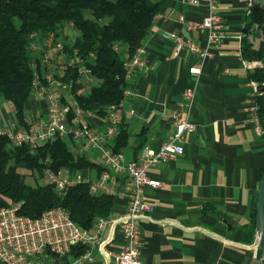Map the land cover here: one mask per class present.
Here are the masks:
<instances>
[{"label":"crops","instance_id":"crops-1","mask_svg":"<svg viewBox=\"0 0 264 264\" xmlns=\"http://www.w3.org/2000/svg\"><path fill=\"white\" fill-rule=\"evenodd\" d=\"M215 4L223 35L208 43L207 30L187 25L202 20L205 0L162 1L139 47L141 65L128 79L132 93L124 100L123 120L110 141L113 148L120 142L118 149L126 161L137 158L145 147L157 148L173 133L167 116L179 105L195 126L185 135L177 158L148 170L161 186L145 187L154 210L151 219L140 224V264H262L251 233V212L264 167V135L251 117L249 82L254 68L246 66L249 59L243 51L250 12L247 0H215ZM64 29L72 40V26ZM171 33L207 48L209 55L201 58L188 48H177L168 37ZM188 90L192 96L186 95ZM44 106V101L31 98L25 117L45 119ZM103 115L91 114L90 124L102 127ZM16 125L15 119L8 129ZM88 158L96 166L80 171L94 179L101 162L96 153ZM118 189L109 218L125 212L132 184L121 180ZM110 233L108 257L94 246L92 259L80 264L113 261L125 239L118 226L107 227L102 237ZM76 258L69 253L54 264H79Z\"/></svg>","mask_w":264,"mask_h":264},{"label":"built area","instance_id":"built-area-1","mask_svg":"<svg viewBox=\"0 0 264 264\" xmlns=\"http://www.w3.org/2000/svg\"><path fill=\"white\" fill-rule=\"evenodd\" d=\"M205 1L207 12L202 20L197 23L189 22L187 25L189 29L200 32L207 30L208 43H213L223 35V25L221 16L214 10L215 0ZM247 2L251 12L252 0ZM168 37L179 49L188 48L201 58L209 55L207 48L200 47L184 36L171 33ZM64 40H69L64 27L49 32L42 38L36 33L30 35L29 50L34 66L31 98L45 102L46 118L26 116L25 126L0 128V135L7 137L11 147L25 146L31 153L47 142L67 139L70 150L75 151V154L86 157L95 153L98 155L102 170L94 179L80 170L70 172L44 168L43 180L59 195H65L71 185L87 184L91 194L115 197L119 195L121 180L130 181L132 190L128 195L125 212L113 218H97L92 231L82 229L61 206L47 209L34 218L19 213L20 203L0 206V264H54L56 259L69 254L72 246L76 245L85 247V251L76 258L79 264L92 259L90 249L94 246H98L102 254L108 257L106 245L112 240L113 234L110 233L105 238L102 236L107 227L115 226L121 228L125 242L114 254L113 261H108L107 264H140V224L142 220L151 219L154 210V204L145 195V187L161 186L159 180L149 177L148 170L177 158L183 151L185 135L192 132L195 126L185 114L183 106L179 105L167 116L173 126V133L157 148L145 147L144 152L137 158L126 161L124 154L114 150L110 141L123 120L124 100L131 95V89L125 88L122 100L106 108L102 127L91 125L88 118L93 112L83 109L76 97L86 95L95 85V80L77 50H72L71 54L64 51ZM140 52L141 48H138L124 62L126 81L141 65L138 58ZM58 56H62V64L54 71L48 70L44 73L41 81L36 70L37 62L43 68H51ZM68 66L75 68V76L64 80L61 77ZM246 66L251 69L264 68V60H249ZM249 83L253 87L251 117L257 130L262 132L256 98L264 95V82L251 79ZM186 95L192 96V90H188ZM130 113L133 112L130 110ZM254 248L259 253L258 246L254 244Z\"/></svg>","mask_w":264,"mask_h":264},{"label":"trees","instance_id":"trees-1","mask_svg":"<svg viewBox=\"0 0 264 264\" xmlns=\"http://www.w3.org/2000/svg\"><path fill=\"white\" fill-rule=\"evenodd\" d=\"M162 1L0 0V96L12 104L17 125L25 126V108L32 97L31 34L42 38L61 27L72 26L75 37L64 40V51L71 54L72 50H77L95 80L89 92L76 99L83 109L103 115L109 105L122 100L124 89L129 87L124 62L151 31ZM250 19L247 25L261 27L264 11L251 8ZM246 26L245 31H248ZM243 51L249 60H264V42L259 50H254L247 39ZM61 61L62 56H58L51 68L41 67L38 61L36 70L41 81L44 73L54 71ZM74 76L75 68L68 66L61 78L69 80ZM250 79L264 82V68H254ZM256 101L264 135V95L258 96ZM7 141L6 136L0 135V206L20 203L19 213L33 218L61 206L87 231L93 230L97 218L111 215L114 197L91 194L87 184L71 185L65 195H59L52 186L39 183L45 167L74 172L96 166L88 157L70 150L67 139L42 144L34 153L25 146L11 147ZM118 146L120 142L114 150L120 151ZM263 170L264 167L260 179ZM27 175L33 177V184L26 180ZM254 227L255 204L251 212L252 234ZM84 251L85 247L76 245L69 253L79 256Z\"/></svg>","mask_w":264,"mask_h":264},{"label":"water","instance_id":"water-1","mask_svg":"<svg viewBox=\"0 0 264 264\" xmlns=\"http://www.w3.org/2000/svg\"><path fill=\"white\" fill-rule=\"evenodd\" d=\"M251 8L264 11V0H252ZM264 24L247 25V39L252 44L254 50H259L264 42ZM257 34V35H256ZM264 90V88H262ZM254 244L259 248V256L262 264H264V170L260 179L259 187L255 202V227H254Z\"/></svg>","mask_w":264,"mask_h":264},{"label":"rangeland","instance_id":"rangeland-1","mask_svg":"<svg viewBox=\"0 0 264 264\" xmlns=\"http://www.w3.org/2000/svg\"><path fill=\"white\" fill-rule=\"evenodd\" d=\"M74 33H75V31H74ZM0 110H2V112H0V127H6L8 129L10 127V125L15 122V116L13 113L12 104L9 101H6L1 96H0ZM21 172H24V171L21 170ZM26 180L29 183H32V184L34 183L33 177L31 175H27ZM38 181L40 184H46V180L45 179L43 180V175H42V177L39 178Z\"/></svg>","mask_w":264,"mask_h":264}]
</instances>
